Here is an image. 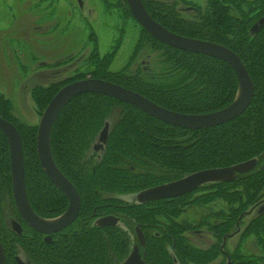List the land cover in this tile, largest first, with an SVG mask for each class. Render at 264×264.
Segmentation results:
<instances>
[{"label":"trees","instance_id":"1","mask_svg":"<svg viewBox=\"0 0 264 264\" xmlns=\"http://www.w3.org/2000/svg\"><path fill=\"white\" fill-rule=\"evenodd\" d=\"M122 1L126 16L131 17ZM142 1L150 16L167 30L219 44L237 54L255 87L249 108L224 125L189 130L163 123L106 96L82 94L72 99L54 125L51 150L82 204L78 219L53 236L51 243L26 225L16 209L9 142L0 131V241L8 264H16L20 255L30 264H121L138 244L136 227L145 235L141 249L145 264H215L223 256V238L237 233L243 224L239 218L263 201L264 25L258 32L251 30L264 19V0H207L205 11L194 21L185 19L175 5ZM123 38L121 31L113 50L105 55L99 52L97 38L90 39L93 48L82 60L85 65L80 74L64 83L35 88L32 99L37 107L45 111L64 86L89 78L114 83L186 115L220 111L234 101L238 79L227 63L164 45L143 28L128 64L112 71ZM144 44L159 54L158 66L149 73L141 67L131 72L130 66ZM117 108L119 118L110 128L108 120ZM12 110L8 100L0 101V117L17 127L23 141L29 202L39 217L55 219L67 210L68 199L40 164L38 127L20 123ZM107 124L108 141L95 152ZM251 160L257 162L256 167L234 182L208 184L185 196L148 204L122 199L199 171ZM215 202L225 207L212 211ZM191 208H207V213L198 223L182 220ZM108 216L119 217L120 224L96 225L98 218ZM195 229H206L215 242L205 249L194 245L188 234ZM240 234L242 239L254 237L263 255H244V245L240 244L229 253L233 263L264 264V213L257 212Z\"/></svg>","mask_w":264,"mask_h":264},{"label":"rangeland","instance_id":"2","mask_svg":"<svg viewBox=\"0 0 264 264\" xmlns=\"http://www.w3.org/2000/svg\"><path fill=\"white\" fill-rule=\"evenodd\" d=\"M194 1L204 7L207 2ZM123 6L122 0H0V101L4 99L10 102L14 118L20 123L38 127L44 111L32 99L35 89H31L32 86L39 84L38 87L45 88L50 83H64L73 75L80 74L85 65L82 60L88 57L93 48L90 39L97 38L99 52L105 55L113 50L123 27L122 46L111 70L119 71L128 64L142 28L132 17L124 14ZM51 50L57 53L55 57H48ZM19 51H23V54ZM41 61H46L47 66L41 65ZM158 61L159 54L153 53L151 47L144 44L130 70L134 72L141 67L145 73H149L158 66ZM50 69L38 80H24L32 72ZM119 115L120 108L112 112L108 120L110 128ZM134 198L130 196L122 199L135 202ZM263 204L264 201H261L253 212L250 210L242 217V227L233 236L230 235L227 241L225 248L229 252L243 244L241 252L244 255H263L254 237H240L245 225ZM211 206L212 211L225 207L219 202ZM206 213L207 208H191L184 213L182 220L198 223ZM188 235L191 242L201 248H207L215 242L206 229L203 234ZM20 257L26 260L23 255ZM222 262L223 258L220 257L215 264Z\"/></svg>","mask_w":264,"mask_h":264},{"label":"water","instance_id":"3","mask_svg":"<svg viewBox=\"0 0 264 264\" xmlns=\"http://www.w3.org/2000/svg\"><path fill=\"white\" fill-rule=\"evenodd\" d=\"M126 2L136 22L158 42L174 49L212 57L227 63L238 79V91L234 101L220 111L203 115H186L165 109L136 92L103 80L89 78L64 86L45 109L37 132V153L40 164L51 183L65 194L69 202L67 210L55 219H44L34 212L27 195L23 141L20 132L13 123L0 117V131L7 137L10 147L13 197L17 211L29 227L45 235L46 243L52 242L53 234L67 229L78 218L81 210L80 195L56 165L51 150V134L54 125L72 99L82 94L102 95L131 105L163 123L189 130H201L218 127L235 120L249 108L254 96V83L243 61L233 51L216 43L174 34L150 16L142 0H126ZM263 25L264 19L252 28V33L258 32ZM108 138L109 125L107 124L99 135L95 152L104 148ZM256 164L255 160H251L232 167L199 171L180 180L146 189L136 195V200L139 204H147L175 199L208 184L234 182L240 175L251 172ZM262 213H264V207L259 211V214ZM96 225L115 227L118 225V219L113 216L101 218ZM14 228H17V225ZM136 236L138 244L121 264H145L140 247L145 246L146 240L140 227L136 229ZM0 264H8L1 241ZM16 264L30 263L17 257Z\"/></svg>","mask_w":264,"mask_h":264},{"label":"flooded vegetation","instance_id":"4","mask_svg":"<svg viewBox=\"0 0 264 264\" xmlns=\"http://www.w3.org/2000/svg\"><path fill=\"white\" fill-rule=\"evenodd\" d=\"M152 1H162V2H166V3H168V4H172V5H175L176 6V9H177V11H179L181 14H182V16L185 18V19H187V20H196L197 19V17H200L201 16V12H204L205 11V8L207 7V2L205 3L206 4V6L204 7V6H201L199 3H196L194 0H152ZM125 2H126V0H125ZM143 2V1H142ZM144 4V3H143ZM80 5H81V3H80ZM126 5H127V7H128V9H129V6H128V4H127V2H126ZM82 7H83V4L81 5ZM145 6V5H144ZM123 10H124V14L126 13L125 12V7L123 6V8H122ZM129 12H130V16L133 18V16H132V14H131V11H130V9H129ZM134 19V18H133ZM135 20V19H134ZM135 22H136V20H135ZM137 23V22H136ZM138 24V23H137ZM139 25V24H138ZM140 26V25H139ZM141 27V26H140ZM142 28V27H141ZM121 31H123V27L121 28ZM171 32V31H170ZM121 33V32H120ZM173 33V32H172ZM175 34V33H174ZM120 35V34H119ZM197 40V39H196ZM202 41V40H201ZM51 53H50V55H48V57H55V55H57V53H55V52H53L52 50L50 51ZM19 53L22 55L23 54V51H19ZM82 56H80V58H81ZM57 62V61H56ZM47 62L46 61H41V65H43L44 67H46L47 65ZM49 71H51V69L50 70H38V71H36V72H32L30 75H29V77H25V81H28V80H30V82H33L35 79L36 80H38V79H40V77L42 76L43 77V74H44V72H49ZM24 73H26V71L24 70ZM45 78V77H44ZM23 80V81H24ZM23 83V82H22ZM51 84H53V83H50L49 85H46V86H50ZM25 87L27 86V85H24ZM38 86H40L39 84H36V85H34V86H32V88L31 89H34V88H36V87H38ZM45 86V85H44ZM95 150V149H94ZM196 191V190H195ZM139 194V193H138ZM132 197L133 196V198L136 196V195H129V196H127V197ZM134 199H136V198H134ZM168 200H172V199H168ZM264 201V200H263ZM136 203H138L137 202V200L135 201ZM151 203H154V202H151ZM139 204V203H138ZM148 204V203H147ZM264 205V204H263ZM263 205H260L259 207H258V210H257V212L259 213V211H260V209H262L264 206ZM17 209V208H16ZM252 212H253V209H252ZM256 212V213H257ZM19 213V212H18ZM187 213V212H186ZM185 213V214H186ZM20 215V214H19ZM79 217V216H78ZM109 217V216H108ZM114 217V216H113ZM22 218V217H21ZM101 218H106V217H100V218H98L96 221H98L99 219H101ZM115 218H117L118 219V225L120 224V218L119 217H116L115 216ZM242 217H240L239 218V220L241 219ZM78 219V218H77ZM76 219V220H77ZM23 220V219H22ZM75 220V221H76ZM24 221V220H23ZM74 221V222H75ZM73 222V223H74ZM72 223V224H73ZM8 224H11V221L8 223ZM14 224V223H13ZM71 224V225H72ZM16 224H14V226H15ZM27 225V224H26ZM70 225V226H71ZM69 226V227H70ZM68 227V228H69ZM138 227H136L135 228V233H136V229H137ZM240 229V228H239ZM66 230V229H65ZM63 232V231H62ZM62 232H60V233H62ZM201 232V234H203V230L202 229H195V230H192L190 233H192V235L193 234H197V233H200ZM60 233H57V234H53L52 235V238H53V236H55V235H58V234H60ZM210 234V233H209ZM43 235V234H42ZM44 236V238H45V235H43ZM229 236L230 235H227V236H225L224 238H223V243H222V246H221V251H222V255L223 256H221L222 258H223V262L221 263V264H234L233 263V260H232V258H231V256H230V254L229 253H232V252H229L228 250H227V248H225L226 247V244H227V241H229ZM233 236V235H232ZM189 237V236H188ZM203 237V236H202ZM136 239H137V236H136ZM189 240H190V238H189ZM191 241V240H190ZM137 243H138V240H137ZM192 243V242H191ZM137 245V244H136ZM135 245V246H136ZM212 245V244H211ZM210 245V246H211ZM134 246V247H135ZM209 246V247H210ZM133 247V248H134ZM143 247H140V253H141V249H142ZM201 248V247H200ZM208 248V247H207ZM243 248H244V246H243ZM205 249V248H204ZM133 250V249H132ZM234 250V249H233ZM132 252V251H131ZM142 255V257H143V254H141ZM219 259V258H218Z\"/></svg>","mask_w":264,"mask_h":264}]
</instances>
